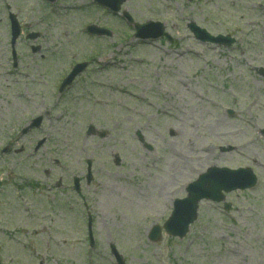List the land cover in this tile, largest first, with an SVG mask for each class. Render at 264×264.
<instances>
[{
    "label": "rangeland",
    "instance_id": "rangeland-1",
    "mask_svg": "<svg viewBox=\"0 0 264 264\" xmlns=\"http://www.w3.org/2000/svg\"><path fill=\"white\" fill-rule=\"evenodd\" d=\"M89 2L0 0V151L25 148L0 155V264H116L111 244L124 264H264V0L122 4L136 22L177 21L175 47L133 39L130 26ZM7 5L21 25L43 33L38 43L57 51L45 52L50 62L31 54L22 35L12 69ZM179 12L184 22L233 35L234 44L195 43ZM92 21L114 34L88 36L83 28ZM79 61L90 67L57 96V83ZM45 111L43 127L17 139ZM32 135L47 144L25 157ZM213 164L250 167L259 181L226 194L229 210L204 201L182 239L162 231L150 241L151 227L163 225L185 185ZM73 176L81 178L79 193Z\"/></svg>",
    "mask_w": 264,
    "mask_h": 264
},
{
    "label": "water",
    "instance_id": "water-1",
    "mask_svg": "<svg viewBox=\"0 0 264 264\" xmlns=\"http://www.w3.org/2000/svg\"><path fill=\"white\" fill-rule=\"evenodd\" d=\"M18 25L14 20V16H12V39L11 44L12 46L15 43V39L18 36ZM209 171L204 178L200 177L196 182L192 183L189 188V197L183 200H179L175 202V211L169 221L166 223L165 227L167 231L171 234H177L178 231L182 232L185 229L188 222L192 221L195 216V208L197 201L204 196H214L220 189L223 187V180L222 178H227L228 174L226 170H215ZM222 171V172H221ZM241 173V171H239ZM239 172H234L232 174V179L234 184L237 183V186L234 187H247L250 184V180L247 182L245 181L244 184H241L239 180ZM249 174V173H248ZM210 178L206 179V176ZM250 177V176H249ZM230 181V177L226 179ZM211 183V184H210ZM204 186H208V189L204 188ZM229 188V187H224Z\"/></svg>",
    "mask_w": 264,
    "mask_h": 264
}]
</instances>
